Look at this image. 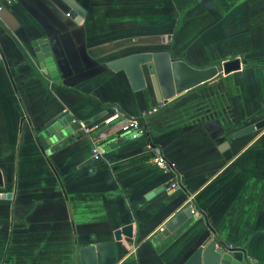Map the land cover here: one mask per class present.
Instances as JSON below:
<instances>
[{
  "label": "crops",
  "instance_id": "1",
  "mask_svg": "<svg viewBox=\"0 0 264 264\" xmlns=\"http://www.w3.org/2000/svg\"><path fill=\"white\" fill-rule=\"evenodd\" d=\"M75 1L81 24L64 0H14L0 22V264H80L82 247L130 225L118 264H184L212 231L248 264H264V129L232 137L264 120V0ZM41 39L60 80L39 66ZM155 52L197 69L234 59L242 68L160 103L150 80L135 91L108 66ZM217 85L222 116L210 108L216 96L206 99ZM158 106L144 136L117 135L126 117ZM190 107L205 114L183 116ZM115 108L123 116L110 127ZM66 116L102 126L45 150L40 134ZM191 206L197 215L176 238L156 237Z\"/></svg>",
  "mask_w": 264,
  "mask_h": 264
},
{
  "label": "water",
  "instance_id": "2",
  "mask_svg": "<svg viewBox=\"0 0 264 264\" xmlns=\"http://www.w3.org/2000/svg\"><path fill=\"white\" fill-rule=\"evenodd\" d=\"M72 9L71 17L77 24L83 23L86 12L75 0H64ZM37 61L44 74L54 80H60V75L55 64L52 50L44 40L34 42ZM113 71H125L133 90L138 91L147 86L148 80L152 82L158 102H168L188 91L208 84L216 79L220 74H230L242 68L240 59L225 62L220 66H212L206 69L192 67L186 61L175 59L169 52L138 53L128 57L114 60L108 64ZM98 118L84 122L90 125ZM114 123L109 124L112 126ZM102 126V125H101ZM99 126L98 129L101 128ZM264 129V120L251 124L232 135L233 139ZM80 132V133H79ZM77 133V134H76ZM125 133L120 131L118 136ZM85 135L81 130L78 120L72 116L59 118L51 126L40 134V142L45 150L68 142L70 137L80 138ZM230 142L227 141L219 148H228ZM3 184L0 172V185ZM163 188V187H161ZM162 189H156L149 197L159 194ZM193 217L192 210L186 209L172 219H170L156 235L157 238H176L183 228ZM122 234L127 237L133 236V227L126 226L122 231L115 233V241L99 243L91 246H84L80 249V264H118L117 243L122 240ZM214 237L210 235L201 236L189 251V257L184 264H248L244 261L245 251L242 249L231 248L228 244L221 241L212 231ZM242 255V256H241ZM130 264V263H123Z\"/></svg>",
  "mask_w": 264,
  "mask_h": 264
},
{
  "label": "built area",
  "instance_id": "3",
  "mask_svg": "<svg viewBox=\"0 0 264 264\" xmlns=\"http://www.w3.org/2000/svg\"><path fill=\"white\" fill-rule=\"evenodd\" d=\"M14 3V0H0V22L3 19V13L6 10L8 6H11ZM161 106L154 107L149 111H145L142 114L134 117H126V121L121 126V131L125 134L130 135L131 139H138L142 136H144L147 133L146 129V121L150 116L155 115L159 112ZM122 113L119 109H114V115L108 119L105 120V124L109 125L112 122L119 120L122 117ZM81 130L84 131L86 135L91 134L93 131L97 130L99 128V125L95 124L93 125H84V123H80ZM153 154L155 156V162L156 164L163 168V169H170L169 165L165 161V159L162 157L161 151L157 148L152 149ZM95 159H99L101 156L99 148H94V154ZM178 187V184H173L172 188L175 189ZM192 210L193 215H197V211L193 208V206L190 207Z\"/></svg>",
  "mask_w": 264,
  "mask_h": 264
},
{
  "label": "trees",
  "instance_id": "4",
  "mask_svg": "<svg viewBox=\"0 0 264 264\" xmlns=\"http://www.w3.org/2000/svg\"><path fill=\"white\" fill-rule=\"evenodd\" d=\"M201 87H204V86H201ZM211 92L213 93V94H207L206 95V99H208V97H210V96H212V95H215L216 96V100H215V102L213 103V105H211V107L210 108H212L213 110H216V112L219 114V115H223L222 113L224 112V111H222L221 109H220V107H223L224 106V104H222V101L223 100H225L224 99V96L221 94V92L219 91V86L217 85L216 87H214L213 89H211ZM205 98V97H204ZM205 99H201L200 101H204ZM216 104V105H215ZM196 116V117H200V116H203L204 114H205V108H200V110H196V107H190V108H188L187 110H185V112H184V115L183 114H181V115H183V116H185V117H188V116H190V115H192V116H194V115ZM230 117V116H229Z\"/></svg>",
  "mask_w": 264,
  "mask_h": 264
},
{
  "label": "rangeland",
  "instance_id": "5",
  "mask_svg": "<svg viewBox=\"0 0 264 264\" xmlns=\"http://www.w3.org/2000/svg\"><path fill=\"white\" fill-rule=\"evenodd\" d=\"M211 82H212V81H211ZM211 82H210V83H211ZM208 84H209V83H208Z\"/></svg>",
  "mask_w": 264,
  "mask_h": 264
}]
</instances>
